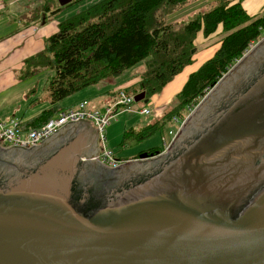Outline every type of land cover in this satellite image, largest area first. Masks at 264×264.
Masks as SVG:
<instances>
[{
  "label": "water",
  "instance_id": "95a60500",
  "mask_svg": "<svg viewBox=\"0 0 264 264\" xmlns=\"http://www.w3.org/2000/svg\"><path fill=\"white\" fill-rule=\"evenodd\" d=\"M214 89L145 164H102L83 121L0 142V264H264V43Z\"/></svg>",
  "mask_w": 264,
  "mask_h": 264
},
{
  "label": "trees",
  "instance_id": "16d2710c",
  "mask_svg": "<svg viewBox=\"0 0 264 264\" xmlns=\"http://www.w3.org/2000/svg\"><path fill=\"white\" fill-rule=\"evenodd\" d=\"M188 1L103 0L62 22L58 32L46 40L45 49L24 62L22 81L49 73L46 92L51 104L50 109L24 124V131L41 128L66 110L61 106L62 101L119 78L142 62L145 72L141 80L125 92L132 96L145 92L149 100L160 95L177 75L193 64L192 51L198 35L202 33L210 38L222 28L225 37L214 56L190 75L159 120L139 130H127L122 146L146 140L176 119L186 120L189 111L264 37V10L250 16L243 7L244 0H220L214 8L179 29L157 17L161 9L175 11ZM42 5L34 9L32 24L39 20V10L43 9L44 20L51 12L49 0H44ZM59 11L55 9L52 13ZM164 150L152 148L146 154L155 157Z\"/></svg>",
  "mask_w": 264,
  "mask_h": 264
},
{
  "label": "rangeland",
  "instance_id": "374dc122",
  "mask_svg": "<svg viewBox=\"0 0 264 264\" xmlns=\"http://www.w3.org/2000/svg\"><path fill=\"white\" fill-rule=\"evenodd\" d=\"M101 1L103 0H83L80 2L74 1L73 4H69L67 6L61 7L57 0H49L51 12L48 14V17L45 20L42 18V20L38 22L37 26L41 28L43 32H45V34L47 35L46 37L49 38L53 34L58 32L59 25L62 22L72 18L73 16L85 11L86 9L90 8L93 5H96ZM219 1L220 0H189L184 6H180L179 8L175 9V11H170L169 9H161L157 13V17L165 24H172L175 26L176 29H179L183 27V25H185L188 21L194 19L197 15L201 13H205L211 10L212 8H214ZM41 2H44V0H26L24 3H18L13 7L10 6L8 12L12 14V12L15 11L16 13L15 17L18 18V23L23 21V23L32 24L31 19L34 15L33 11L37 6H41L40 5ZM8 3L9 4L12 3V0H9L7 4ZM4 7L6 6L4 5ZM55 9L60 11L57 14H53L52 12ZM224 37L225 35L223 34L222 28H220L217 31V33L210 38H205V36L202 33H200L197 37V41L195 44L196 48L194 49L196 50L194 53V61H195L194 65L195 64L196 65L195 66L191 65L192 67L188 66L189 68L187 67L188 69L186 68L187 70L186 71L184 70L185 72L182 71L179 75H177L173 79L172 81L173 83L171 82L173 86L179 83V81H181V79L183 78H185L187 81L189 74L198 70L208 59L212 58L215 52L221 46V42ZM262 43H264V37L260 40V42L255 43L249 50L248 55L242 58L239 61V63H236L233 66L232 71H229L225 76H227L230 72H233L239 65H241L244 62V60H246ZM144 72H145V62H142L139 65L135 66L134 68L129 69L124 75H122V77L119 78H121L122 83H125V79H127L126 77H128L129 81L132 80L131 84L133 86H137ZM45 74L41 73L27 81H22L23 84H25L24 86L27 88V90L29 86L33 87L32 89L34 90L39 89L40 98L44 95V93H46L45 88L47 82L49 81V77L46 76ZM215 90L216 89L214 90L212 89L206 95L205 98H207L209 94H210L209 96H212L218 89L216 91ZM23 91L26 90L23 89ZM23 91L21 90V87L19 89L17 88L12 89L6 94L0 95V99H4L8 101L7 106L9 107L13 103H15L16 108L25 109V107H27V104L25 103L26 99L23 96ZM177 94L179 93H175V91L174 92L172 91L169 94L166 93L165 96L166 100L172 98L173 101L171 102V104H173ZM34 95L35 93H32L30 91L28 92L27 97L30 98ZM205 98L203 99V101L205 100ZM203 101H201L199 105L196 106V109L194 108L192 109L193 111L192 110L189 111V115L187 116L186 120L184 119L179 121L180 124L185 121L183 127L182 124L181 125L176 123L167 124L161 131L157 132L152 137L143 140L139 143H132L126 146H122V145H123L124 135L127 130L133 128L134 129L135 128L139 129L141 127L143 128L144 126L159 120V116L156 111V107L158 106H155L156 105L155 97L151 98L148 104H145L144 102L134 103L133 109L135 108L136 110L140 109L141 107L147 106L151 110L150 116L142 115L139 112L129 113L125 110L124 107H121L118 111L117 117L112 120L110 126L107 128V132H106L107 149L112 150L115 156L120 159H126L131 157L132 155L138 156L145 154L149 149L152 148L165 149V151L167 152V150L169 151V148L171 147L169 145L172 143L174 135L178 134L177 135L178 137L182 133V131L189 123V121L195 116V114L203 106L204 104ZM0 106H2L1 101H0Z\"/></svg>",
  "mask_w": 264,
  "mask_h": 264
},
{
  "label": "crops",
  "instance_id": "0c3cea01",
  "mask_svg": "<svg viewBox=\"0 0 264 264\" xmlns=\"http://www.w3.org/2000/svg\"><path fill=\"white\" fill-rule=\"evenodd\" d=\"M8 1L9 0H0V95L6 94L12 89H19L21 87L22 91L23 89L26 90L23 91V96L26 99L25 103L27 104V107H25V109L16 108L15 103H13L9 107L7 106L8 101L0 99L2 104V106H0V121L3 123H9L11 120L17 119L22 122L23 125H26L40 113L51 108L50 99L47 92L44 93V95L40 98L39 89L34 90L32 89L33 87L29 86L27 90V88L24 86L25 84H23L21 80V71L23 69L25 60L41 53L45 49L46 40L48 38L46 37L47 35L45 34V32H43V30L37 26L38 22L42 20L41 18L44 13L43 9L39 10V20H37L34 24L23 23V21L18 23V18L15 17V11H13L11 14L8 12V10L10 6L13 7L18 3H24L26 0H12V3L7 4ZM42 4L43 2H41L40 5ZM4 5L6 7H4ZM243 7L250 16H257L264 10V0H244ZM194 63L195 61L193 62L192 66L196 65H194ZM187 69H185V71ZM191 74H189V77ZM45 75L48 76L49 73L47 72ZM126 78L127 79H125V83H122L121 78H116L90 87L88 89H84L76 95L62 101L61 106L63 109L65 108L66 110H68L77 107L84 101H88V109L93 111H104L105 108L111 106L116 101L117 95L120 91H125L127 88L133 86L131 84L132 80L129 81V78ZM187 81L185 78H183L174 86L172 84L173 82L169 83L160 95L154 96L156 102L155 106H158L156 107V111L159 118L167 111V109L170 107L171 102L173 101L172 98L166 100V93L169 94L172 91H175V93H180L186 84L185 82ZM29 90L32 93H35V95L30 98L27 97L28 92H30ZM144 108L148 107L144 106L137 110L135 108L134 109L139 112ZM86 123L91 124L88 127L89 130H92L93 132L96 131L94 125L91 122ZM177 135L178 134L174 135L173 141L169 146L172 147V145L176 142ZM98 146L101 152V147L100 145ZM167 152L164 150L161 155L155 156L154 159H159L158 157L164 156ZM140 156L141 155H132L131 157L126 159H120L118 157L117 159L124 162H130L129 164L131 165H139L155 161L154 159L144 160L141 159Z\"/></svg>",
  "mask_w": 264,
  "mask_h": 264
},
{
  "label": "built area",
  "instance_id": "2783aa9c",
  "mask_svg": "<svg viewBox=\"0 0 264 264\" xmlns=\"http://www.w3.org/2000/svg\"><path fill=\"white\" fill-rule=\"evenodd\" d=\"M248 53L249 52H247L243 58L247 56ZM239 61L237 63H239ZM232 69L233 67L231 70ZM134 103L135 96L129 95L125 91H120L116 101L111 106L105 108L104 111L90 110L88 109V101H84L75 108L64 110L41 128L33 129L28 132L24 131L22 122L17 119L11 120L9 123L0 121V142L5 146H18L22 149H28L38 145L71 121L91 122L97 131L98 145L101 147L100 155L97 157L98 160L110 169H118L130 162L117 159L115 154L107 149L106 130L110 126L112 120L117 117L121 107H124L129 113L137 112L133 109ZM139 113L148 116L151 114V110L144 108L139 111ZM174 122L179 123V120L176 119ZM86 160L87 159H84V161Z\"/></svg>",
  "mask_w": 264,
  "mask_h": 264
},
{
  "label": "bare ground",
  "instance_id": "6f19581e",
  "mask_svg": "<svg viewBox=\"0 0 264 264\" xmlns=\"http://www.w3.org/2000/svg\"><path fill=\"white\" fill-rule=\"evenodd\" d=\"M176 124H180V123H176ZM181 124H182V127H183L184 122H182ZM181 124H180V125H181ZM179 136H180V135H179ZM179 136H178V137H179ZM178 137H177L176 139H178ZM162 157H163V156H162ZM162 157L160 156V158H162ZM160 158H159V159H160ZM159 159H157V160H159Z\"/></svg>",
  "mask_w": 264,
  "mask_h": 264
},
{
  "label": "flooded vegetation",
  "instance_id": "af4514ba",
  "mask_svg": "<svg viewBox=\"0 0 264 264\" xmlns=\"http://www.w3.org/2000/svg\"><path fill=\"white\" fill-rule=\"evenodd\" d=\"M161 155V154H160ZM127 164H129V163H127ZM127 164H124V165H127Z\"/></svg>",
  "mask_w": 264,
  "mask_h": 264
}]
</instances>
